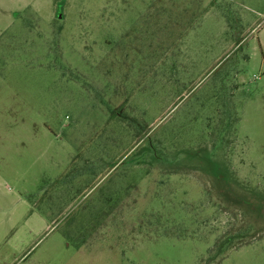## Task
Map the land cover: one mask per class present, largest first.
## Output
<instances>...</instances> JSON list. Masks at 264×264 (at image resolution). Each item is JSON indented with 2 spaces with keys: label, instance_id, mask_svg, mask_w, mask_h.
I'll use <instances>...</instances> for the list:
<instances>
[{
  "label": "rangeland",
  "instance_id": "rangeland-1",
  "mask_svg": "<svg viewBox=\"0 0 264 264\" xmlns=\"http://www.w3.org/2000/svg\"><path fill=\"white\" fill-rule=\"evenodd\" d=\"M0 264H264V0H0Z\"/></svg>",
  "mask_w": 264,
  "mask_h": 264
}]
</instances>
